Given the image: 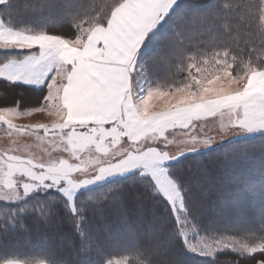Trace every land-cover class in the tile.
<instances>
[{"label": "snow or ice", "instance_id": "6c2138e0", "mask_svg": "<svg viewBox=\"0 0 264 264\" xmlns=\"http://www.w3.org/2000/svg\"><path fill=\"white\" fill-rule=\"evenodd\" d=\"M0 128V264H264V0H0Z\"/></svg>", "mask_w": 264, "mask_h": 264}, {"label": "rangeland", "instance_id": "374dc122", "mask_svg": "<svg viewBox=\"0 0 264 264\" xmlns=\"http://www.w3.org/2000/svg\"><path fill=\"white\" fill-rule=\"evenodd\" d=\"M107 0H95V3L103 5ZM221 119H227V117H217L216 120L209 124V127L219 125ZM50 118L45 113H35L29 117H23L13 120V123L17 125H27L30 123H49ZM179 134V133H178ZM15 139L18 144L23 148L28 146L36 154H42L43 149L39 142L35 140V137L30 136L28 133H20L15 135ZM8 143V138L4 128H0V149L4 148Z\"/></svg>", "mask_w": 264, "mask_h": 264}, {"label": "trees", "instance_id": "16d2710c", "mask_svg": "<svg viewBox=\"0 0 264 264\" xmlns=\"http://www.w3.org/2000/svg\"><path fill=\"white\" fill-rule=\"evenodd\" d=\"M107 2H110V0H107ZM49 239L42 235H33L29 237L28 241L23 243L18 251L17 255L21 259L31 258V257H41L42 256V250L49 246ZM117 256L123 255V253H117ZM251 264H254V262H251Z\"/></svg>", "mask_w": 264, "mask_h": 264}, {"label": "crops", "instance_id": "0c3cea01", "mask_svg": "<svg viewBox=\"0 0 264 264\" xmlns=\"http://www.w3.org/2000/svg\"><path fill=\"white\" fill-rule=\"evenodd\" d=\"M49 123H50V121H49Z\"/></svg>", "mask_w": 264, "mask_h": 264}]
</instances>
